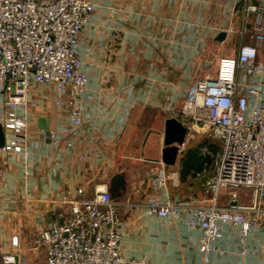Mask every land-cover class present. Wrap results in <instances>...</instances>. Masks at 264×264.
Instances as JSON below:
<instances>
[{
	"label": "crops",
	"instance_id": "crops-1",
	"mask_svg": "<svg viewBox=\"0 0 264 264\" xmlns=\"http://www.w3.org/2000/svg\"><path fill=\"white\" fill-rule=\"evenodd\" d=\"M92 2L76 46L87 78L82 125L72 126L57 107L55 100L66 94L52 84L32 83L26 109L0 97V121L9 111L26 119L23 149L0 150V253L24 256L26 264H47L45 247L32 241L39 229L65 216L62 196L82 188L76 197L90 199L107 189L121 216L124 257L135 264H201L200 230L184 226L183 219L194 205L210 204L192 172L209 163L220 144L189 118L190 124L181 119L183 97L193 79L214 77L219 58L234 56L240 43L256 45L264 68V40L250 37L253 18L244 20L245 0ZM249 2L264 7V0ZM220 31L226 35L216 40ZM231 41L237 43L232 53L226 47ZM239 79L255 81L243 72ZM256 99L264 100L262 91ZM169 117L187 128L172 165L160 161ZM11 137L5 129L4 141ZM231 192L222 188L216 204L228 206ZM235 192L238 205L250 204L254 196L253 191L249 198L248 191ZM150 196L179 203L180 217L146 214ZM14 235L17 247L11 244ZM216 244L223 252L210 254L214 264H264L263 227L251 228L245 254L229 223L220 224Z\"/></svg>",
	"mask_w": 264,
	"mask_h": 264
},
{
	"label": "built area",
	"instance_id": "built-area-1",
	"mask_svg": "<svg viewBox=\"0 0 264 264\" xmlns=\"http://www.w3.org/2000/svg\"><path fill=\"white\" fill-rule=\"evenodd\" d=\"M94 10L92 0H0V97L9 106L27 108L28 87L52 84L64 97L55 104L74 127L83 123L81 99L86 75L80 70L77 44ZM244 20L253 18L250 35L264 40V7L245 0ZM253 43H240L236 54L220 57L214 77L193 79L183 97L182 113L192 125L218 140L220 149L209 163L192 172L210 204L194 205L183 219L189 228L200 230L201 264L211 262L212 252H223L216 244L220 224L229 223L236 233L241 254L254 226L264 228V95L263 63L258 61ZM239 72L255 77L241 82ZM12 137L0 150L20 152L25 144V115L9 111L0 121ZM165 180L160 178L158 185ZM222 188L233 190L228 206L216 204ZM251 188L250 204L238 205L236 190ZM82 188L74 196L63 195L64 217H57L36 232L33 246L43 245L47 264H135L121 254L123 235L117 204L107 189H100L90 199H80ZM145 213L158 218L180 217V204L167 199L160 202L150 196ZM11 244L18 246V237ZM4 264H26L24 256L1 254Z\"/></svg>",
	"mask_w": 264,
	"mask_h": 264
},
{
	"label": "water",
	"instance_id": "water-1",
	"mask_svg": "<svg viewBox=\"0 0 264 264\" xmlns=\"http://www.w3.org/2000/svg\"><path fill=\"white\" fill-rule=\"evenodd\" d=\"M225 35V31H220L216 36V40H223ZM186 133L187 128L177 118L169 117L165 119L162 135L163 146L160 154V161L162 163L167 165L175 163L179 148L184 143ZM3 144L4 131L0 124V147H2Z\"/></svg>",
	"mask_w": 264,
	"mask_h": 264
},
{
	"label": "rangeland",
	"instance_id": "rangeland-1",
	"mask_svg": "<svg viewBox=\"0 0 264 264\" xmlns=\"http://www.w3.org/2000/svg\"><path fill=\"white\" fill-rule=\"evenodd\" d=\"M227 46L226 47H228V50L232 53V52H234V49H235V45H237V43L236 42H233V41H231V42H229L228 44H226ZM181 119L182 120H185V122L187 123V124H190V121H189V119L182 113L181 114ZM150 140H151V136L149 137V139H148V143H150ZM192 141V140H191ZM147 144V143H146ZM190 144H191V142H190ZM237 191H239V192H241L242 194H244V193H246V191H248L249 193H248V195H247V197L249 198V196H250V192H252V189L251 188H240V189H237ZM248 202L249 203H251V199H248Z\"/></svg>",
	"mask_w": 264,
	"mask_h": 264
}]
</instances>
